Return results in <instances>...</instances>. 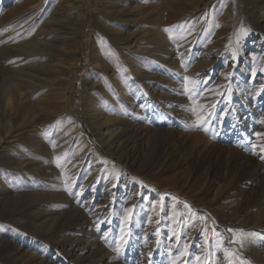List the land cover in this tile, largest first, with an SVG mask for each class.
<instances>
[{
    "label": "rangeland",
    "instance_id": "1",
    "mask_svg": "<svg viewBox=\"0 0 264 264\" xmlns=\"http://www.w3.org/2000/svg\"><path fill=\"white\" fill-rule=\"evenodd\" d=\"M0 264H264V0H0Z\"/></svg>",
    "mask_w": 264,
    "mask_h": 264
},
{
    "label": "bare ground",
    "instance_id": "2",
    "mask_svg": "<svg viewBox=\"0 0 264 264\" xmlns=\"http://www.w3.org/2000/svg\"><path fill=\"white\" fill-rule=\"evenodd\" d=\"M81 25V24H80ZM74 26L75 27H79V25L77 26V24H74ZM74 29H76V28H74ZM107 124V123H106ZM106 124H105V126H106ZM134 124V123H133ZM117 126V125H116ZM134 127V126H133ZM101 130H103V129H101ZM123 129L121 128V130H117V135H116V138H117V142L120 140V138L122 137V134H123ZM103 134V133H102ZM104 136V135H103ZM116 140V139H115ZM112 143H114V141H112ZM239 158H241L240 156H239ZM259 169H261L260 167H259Z\"/></svg>",
    "mask_w": 264,
    "mask_h": 264
},
{
    "label": "snow or ice",
    "instance_id": "3",
    "mask_svg": "<svg viewBox=\"0 0 264 264\" xmlns=\"http://www.w3.org/2000/svg\"><path fill=\"white\" fill-rule=\"evenodd\" d=\"M165 31H168V29H165ZM228 231L233 232V233H236V232L243 233L244 230H243V229H240V230H236V229H228ZM232 239L235 240V239H237V237H236V236H233ZM239 239H240V241H241V243H242V242H243V239H244L243 235H241V236L239 237ZM197 259H199V258L197 257Z\"/></svg>",
    "mask_w": 264,
    "mask_h": 264
}]
</instances>
